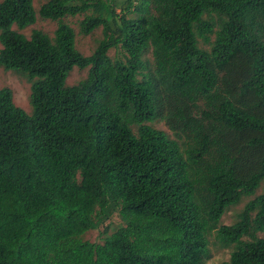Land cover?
Returning a JSON list of instances; mask_svg holds the SVG:
<instances>
[{
    "label": "trees",
    "instance_id": "16d2710c",
    "mask_svg": "<svg viewBox=\"0 0 264 264\" xmlns=\"http://www.w3.org/2000/svg\"><path fill=\"white\" fill-rule=\"evenodd\" d=\"M37 14L52 36L19 32L32 0H0V67L30 82L31 108L0 87V264H204L209 238L230 248L219 264H264V0H44ZM75 15L80 34L101 30L88 55L62 21ZM73 67L86 74L67 85Z\"/></svg>",
    "mask_w": 264,
    "mask_h": 264
},
{
    "label": "rangeland",
    "instance_id": "374dc122",
    "mask_svg": "<svg viewBox=\"0 0 264 264\" xmlns=\"http://www.w3.org/2000/svg\"><path fill=\"white\" fill-rule=\"evenodd\" d=\"M44 0H32L33 8L36 12L35 21L33 24L19 30L20 33L28 37L32 29H38L48 36H52V32L56 26V22L49 19H42L37 14L39 5ZM82 18L81 15L65 16L62 21L67 23L74 33V46L82 54L88 55L92 52L98 39L101 38L100 28L94 29L91 33L82 35L78 32V21ZM14 28V27H13ZM108 55H113V50L108 51ZM150 60V56L148 55ZM86 74V69H78L73 67L65 78V84L72 85L79 79L83 78ZM0 87H7L11 90L12 102L15 106L21 108L27 114L30 113V105L28 103V95L30 90V82L23 76L11 71L5 70L0 67ZM156 128L162 129L169 133L168 129L162 122L154 123ZM248 198H243L237 205L228 209L221 217L220 222L223 224H230L234 220V214L240 209L242 204ZM120 220L114 213L109 220H106L98 229L89 230L83 234L82 238L88 241H98L99 233L104 227L107 228V232H111L118 224ZM262 235V234H260ZM209 258L205 260L204 264H219L228 258L230 248L221 247L216 244L212 238H209Z\"/></svg>",
    "mask_w": 264,
    "mask_h": 264
}]
</instances>
